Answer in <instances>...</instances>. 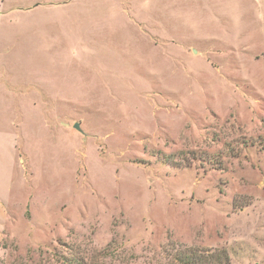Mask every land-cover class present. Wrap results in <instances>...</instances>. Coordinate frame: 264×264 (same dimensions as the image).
Instances as JSON below:
<instances>
[{
	"label": "rangeland",
	"instance_id": "374dc122",
	"mask_svg": "<svg viewBox=\"0 0 264 264\" xmlns=\"http://www.w3.org/2000/svg\"><path fill=\"white\" fill-rule=\"evenodd\" d=\"M0 264H264V0H0Z\"/></svg>",
	"mask_w": 264,
	"mask_h": 264
},
{
	"label": "water",
	"instance_id": "95a60500",
	"mask_svg": "<svg viewBox=\"0 0 264 264\" xmlns=\"http://www.w3.org/2000/svg\"><path fill=\"white\" fill-rule=\"evenodd\" d=\"M77 129L81 130L80 124L79 123H75L74 125Z\"/></svg>",
	"mask_w": 264,
	"mask_h": 264
}]
</instances>
